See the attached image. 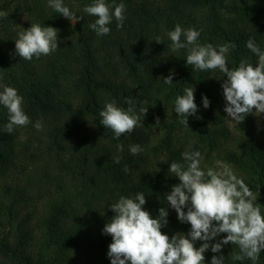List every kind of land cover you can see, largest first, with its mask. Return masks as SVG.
I'll list each match as a JSON object with an SVG mask.
<instances>
[{"label":"trees","instance_id":"16d2710c","mask_svg":"<svg viewBox=\"0 0 264 264\" xmlns=\"http://www.w3.org/2000/svg\"><path fill=\"white\" fill-rule=\"evenodd\" d=\"M63 2L81 19L64 18L48 0H0V82L23 97L31 121L5 133L8 111L0 105V264H110L112 238L102 234L113 215L108 205L137 192L146 196L144 209L153 218L161 207L168 211L164 234H186L190 225L164 201L179 183L169 164L183 163L185 151H200L204 169L229 163L264 214V127L255 113L231 127L223 111L224 74L187 65L186 50L173 51L167 36L176 24L195 28L200 44L235 45L227 53L229 68L242 59L255 66L257 57L246 42L254 38L264 50V0H115L125 4L123 27L117 30L113 19L104 36L88 27L97 17L83 12L92 0ZM31 23L56 28L59 48L27 61L15 54L14 40ZM158 36L162 43L155 42ZM170 73L173 82L165 84ZM186 87L193 88L201 117L189 116L188 126L174 112ZM202 96L210 101L207 109ZM126 98L137 113L147 100L148 112L142 125L117 140L100 124L99 113L112 100L127 109ZM37 120L43 121L42 131L33 127ZM117 144L123 152L117 153ZM135 144L143 148L138 155L129 151ZM116 155L122 157L119 164L113 162ZM237 252L228 244L220 254L225 264H252L247 258L233 261ZM204 255L210 264L215 254L209 249ZM257 264H264V250Z\"/></svg>","mask_w":264,"mask_h":264},{"label":"clouds","instance_id":"9594fccd","mask_svg":"<svg viewBox=\"0 0 264 264\" xmlns=\"http://www.w3.org/2000/svg\"><path fill=\"white\" fill-rule=\"evenodd\" d=\"M48 7L70 21L81 19L74 16L63 0H48ZM83 12L97 17L88 25L97 36L110 34L108 25L113 19L117 22V30L123 27L125 20V4H115V0L113 4H108L106 0H92L85 5ZM167 36L173 51L186 50L187 65L200 71L219 69L224 74L221 84L225 101L223 111L228 118L243 122L249 114H264V50L254 38L248 39L246 47L257 57L255 66L242 59L238 67L229 68L227 53L235 47L234 44L215 47L210 43L200 44V32L191 27L184 29L180 24L167 32ZM182 36L184 42H181ZM14 41L15 54L27 61L50 55L59 48L57 29L40 23H31L29 28H23ZM155 42L162 43V38L156 37ZM173 75L170 73L163 78V82L171 84ZM2 79L0 76V81ZM0 88V105L8 111V122L3 131L12 134L15 128L27 126L31 121L23 111V97L17 90L2 82ZM183 92L175 99L174 112L180 118L179 123L188 126L189 116L201 117L197 115L193 88L186 87ZM125 103L127 109L117 106L115 100L106 101L99 113L100 124L111 129L117 140L142 125L148 112L147 100L140 102L138 113L132 99L126 98ZM202 104L205 109L210 106L207 96H202ZM159 122L157 117L156 124ZM33 127L42 131L43 121L37 120ZM116 149L117 153L124 150L122 144H117ZM129 151L138 155L143 148L139 144L130 145ZM181 156L183 163L174 161L169 164L168 172L179 183L164 194V201L175 210L181 223L190 225V230L186 234L177 232L170 237L162 232L168 224L166 208L161 207L153 218L144 209L146 196L142 192L131 197L120 196L108 205L113 215L102 229V234L112 238L107 252L110 264H205L204 253L209 249L215 254L210 264H225V256L220 253L228 244L239 248V252L231 254L233 261L247 258L252 264H257L264 250V214L256 195L244 179L234 173L229 163L216 161L215 167L204 169L201 168L200 151H185ZM121 159L120 155H116L113 162L119 164ZM124 171H129L127 166ZM221 234H225L223 238H219ZM197 241L202 242L199 247H196Z\"/></svg>","mask_w":264,"mask_h":264},{"label":"rangeland","instance_id":"374dc122","mask_svg":"<svg viewBox=\"0 0 264 264\" xmlns=\"http://www.w3.org/2000/svg\"><path fill=\"white\" fill-rule=\"evenodd\" d=\"M12 1V0H11ZM13 2H14V0H13ZM255 115H256V120H257V122L259 123V125H261V126H263L264 127V117H263V114H257V113H255ZM260 115V116H259ZM229 123H230V126L231 127H233L234 126V124H235V121H233V120H231L230 118H229Z\"/></svg>","mask_w":264,"mask_h":264}]
</instances>
